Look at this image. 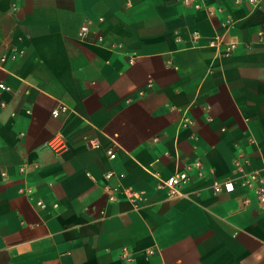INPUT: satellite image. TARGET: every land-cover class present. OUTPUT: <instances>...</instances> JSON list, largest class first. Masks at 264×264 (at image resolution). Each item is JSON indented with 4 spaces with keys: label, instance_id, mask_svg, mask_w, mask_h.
Masks as SVG:
<instances>
[{
    "label": "crops",
    "instance_id": "crops-1",
    "mask_svg": "<svg viewBox=\"0 0 264 264\" xmlns=\"http://www.w3.org/2000/svg\"><path fill=\"white\" fill-rule=\"evenodd\" d=\"M199 3L0 0V264H264V6Z\"/></svg>",
    "mask_w": 264,
    "mask_h": 264
},
{
    "label": "built area",
    "instance_id": "built-area-1",
    "mask_svg": "<svg viewBox=\"0 0 264 264\" xmlns=\"http://www.w3.org/2000/svg\"><path fill=\"white\" fill-rule=\"evenodd\" d=\"M184 5L192 7L194 9H199L201 4L199 0H181ZM238 2H246L251 7H262L264 6V0H237ZM231 25L230 20H226L223 24L224 31L221 35H218L216 38L208 42V46L214 48L217 51V54L221 57H229L232 55L238 47V43L230 38L229 36V27ZM87 24L83 25L80 29L79 36L84 37V34L87 32ZM259 36H264V24L258 30ZM198 32L192 33V38L194 41L198 39ZM1 89L9 90V87L0 84ZM3 106V104H2ZM92 146H99L98 142L93 140L91 142ZM47 147L53 153H61L66 147L67 143L62 135H55L47 142ZM109 157L114 158L115 154L112 150L108 151ZM188 179L187 171H180L161 182V187H165L171 195H179V187ZM244 184L254 191L256 199L260 204H264V175H261L258 171L250 172L247 175ZM212 190L214 193L218 194L221 192H232L234 190V182L231 179L225 180H214L212 183ZM113 198V197H111ZM38 205H42V201H37Z\"/></svg>",
    "mask_w": 264,
    "mask_h": 264
}]
</instances>
